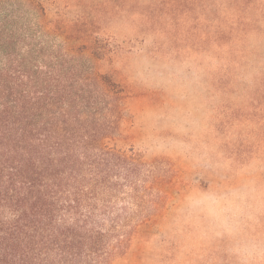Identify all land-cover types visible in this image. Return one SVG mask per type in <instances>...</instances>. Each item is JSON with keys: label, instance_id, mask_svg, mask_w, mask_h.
<instances>
[{"label": "rangeland", "instance_id": "rangeland-1", "mask_svg": "<svg viewBox=\"0 0 264 264\" xmlns=\"http://www.w3.org/2000/svg\"><path fill=\"white\" fill-rule=\"evenodd\" d=\"M40 1L95 20L76 61L123 90L97 107L120 152L100 222L130 237L110 264H264V0Z\"/></svg>", "mask_w": 264, "mask_h": 264}, {"label": "trees", "instance_id": "trees-1", "mask_svg": "<svg viewBox=\"0 0 264 264\" xmlns=\"http://www.w3.org/2000/svg\"><path fill=\"white\" fill-rule=\"evenodd\" d=\"M94 26L50 20L40 0H0V264H110L130 240L125 230L113 243L100 222L120 152L99 91L123 90L76 61L102 44Z\"/></svg>", "mask_w": 264, "mask_h": 264}]
</instances>
